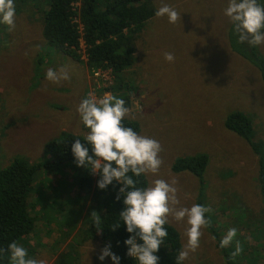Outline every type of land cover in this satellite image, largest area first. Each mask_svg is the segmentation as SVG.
I'll list each match as a JSON object with an SVG mask.
<instances>
[{"label":"rangeland","instance_id":"rangeland-1","mask_svg":"<svg viewBox=\"0 0 264 264\" xmlns=\"http://www.w3.org/2000/svg\"><path fill=\"white\" fill-rule=\"evenodd\" d=\"M14 2L15 29L9 31L0 23V169L19 157L28 163L52 161L45 150L47 142L64 132L85 135L89 130L77 112L79 103L89 93L98 98L110 93L106 88L114 80L112 72L108 74L111 77L97 80L94 69L98 67L89 68L86 63L83 41L82 60H74L46 40L43 12L49 8L48 0ZM151 2L156 10L162 3L172 5L181 13V21L170 24L167 16L156 15L148 20L135 41L136 60L122 75L123 82L134 87L126 118L137 120L139 134L158 140L163 147L159 173L147 177L150 183L157 178H176L178 207H190L197 203L200 181L193 173L174 171L172 166L180 156L207 154L205 198L217 220L227 222L220 227L222 236L235 225L237 240L248 244L242 246L240 255L249 246L245 260L263 264L264 197L259 157L247 140L225 126L231 112L249 115L254 141L264 156L261 73L230 47L232 39L238 43L234 32L230 40L232 24L224 14L228 0ZM258 2L264 4V0ZM256 50L264 59V44ZM166 51L174 54L173 62L164 59ZM61 66L67 67L70 80L56 84L46 79L49 68ZM72 175L71 165L43 167L37 173L29 199L35 229L17 243L28 249L30 257L46 259L47 264H115L110 257L99 260L106 243L85 234L91 225L93 200L91 194L84 198ZM241 218L250 227L234 223ZM169 220L180 231L184 246L186 221ZM202 232L199 248L190 252L183 264H226L211 230ZM232 243L233 252L236 242ZM233 259L235 264L246 263Z\"/></svg>","mask_w":264,"mask_h":264},{"label":"trees","instance_id":"trees-1","mask_svg":"<svg viewBox=\"0 0 264 264\" xmlns=\"http://www.w3.org/2000/svg\"><path fill=\"white\" fill-rule=\"evenodd\" d=\"M47 10L43 12V34L49 43H52L60 51L66 53L74 60H82L81 41L85 46L86 63L89 68L111 67L114 73V80L107 86L111 94L125 100L126 106H131L130 94L132 90L126 85L122 78L124 70L132 66L136 60L135 41L146 22L155 16L156 9L152 6L151 0H48ZM76 18L78 22L76 21ZM80 25L83 26L81 30ZM233 33V26L230 30ZM231 49L254 65L261 73L264 83V59L257 53V46L252 47L247 42L235 44L230 42ZM123 124L132 127L140 132V124L137 120L125 118ZM227 129L243 137L252 146L259 157V182L261 193L264 197V156L260 151L259 144L254 141V125L249 115L241 112H231L225 121ZM85 128V127H84ZM87 129V128H85ZM88 130V129H87ZM85 135H76L64 132L62 137L47 142L46 152L52 156V161L45 163H28L23 158H16L8 167L0 169V248L7 249L12 241L28 235L35 229V220L31 215L29 199L37 173L43 167L62 168L74 167V185H78L86 198L91 194L93 203L91 210H95L101 216L102 231L98 233L92 224L85 228V234L89 239H100L111 245L110 250L120 257L119 264H139V262L127 255V246L124 241L131 235L126 231V225L119 217L123 209V196L116 199L119 188L122 186L115 180L106 189H100L97 181L101 178L93 174L88 168L77 166L71 151V146L76 139H80L84 146L89 148V155H92L91 146L84 140ZM209 163L207 154L192 156H180L173 163L174 171H189L196 175L200 181V192L197 203L206 205L205 196V172ZM76 170V172H75ZM129 175H132L129 173ZM139 179L137 187H147L150 180L147 176L133 177ZM87 194H86V193ZM232 208V207H231ZM226 207H222V213ZM211 218V230L217 239V245L226 264H235L231 257L230 246L220 247V240L223 238L220 227L227 222L217 220V215L206 213ZM254 219L251 220L253 222ZM257 222V219H255ZM219 223L216 227L214 223ZM247 220L241 218L234 223L239 226L247 225ZM120 223L115 230L112 227ZM169 235L165 238L156 255L159 256L158 264H176V256L183 248L180 231L172 224H166ZM235 228V225L233 226ZM237 241L235 237L233 242ZM138 242L142 243L138 238ZM248 245L245 241L242 246ZM244 257V255H238ZM238 262L243 263L245 258L238 257ZM8 254L0 255V264H9ZM245 264H258L254 260H248ZM264 264V263H263Z\"/></svg>","mask_w":264,"mask_h":264},{"label":"clouds","instance_id":"clouds-1","mask_svg":"<svg viewBox=\"0 0 264 264\" xmlns=\"http://www.w3.org/2000/svg\"><path fill=\"white\" fill-rule=\"evenodd\" d=\"M15 13L14 0H0V23L7 25L9 31L15 29ZM224 14L233 26L237 43L247 42L252 47L264 44V4L258 0H228ZM155 15L167 16L170 24L181 21V13L167 3H162ZM163 55L168 62L175 60L172 52L166 51ZM46 79L59 84L71 77L67 67L61 66L59 69L49 68ZM130 111L125 100L114 94L107 93L98 98L89 93L82 99L77 112L84 127L89 130L84 140L91 146L92 155H89V148L80 139H76L71 146L74 162L101 177L97 181L100 189H106L114 180L122 185L116 195L117 200L123 196L124 207L119 212V217L126 225V231L131 234L124 243L129 246L127 255L139 264H158L160 258L156 253L169 235L164 227L170 223L169 217L176 222L186 221L187 242L175 258L176 264H183L189 253L199 248L202 229L211 226V218L205 214L211 213L212 209L198 203L190 207H178V181L174 177L170 180L157 178L147 187H137L140 180L133 177L149 174L155 176L159 173L163 164L160 156L163 147L158 140L141 135L123 124ZM90 218L96 231L100 233L103 229L101 216L93 210ZM119 226L120 223H117L112 229ZM237 231L236 228L228 229L220 240V247H228L237 236ZM138 238L142 243L138 242ZM110 248V243L106 244L98 259L103 261L105 257H110L115 264H119L120 257ZM242 251V245L237 240L235 251L230 255L235 258ZM3 254H8L10 264H47L46 259L30 257L28 249L16 241L10 242L7 249L0 248V255Z\"/></svg>","mask_w":264,"mask_h":264},{"label":"built area","instance_id":"built-area-1","mask_svg":"<svg viewBox=\"0 0 264 264\" xmlns=\"http://www.w3.org/2000/svg\"><path fill=\"white\" fill-rule=\"evenodd\" d=\"M76 21H77V19H76ZM110 72H112V77L114 78L115 75H114L113 69L111 67H107L106 69L98 67V68L94 69V75L97 78V80H99L100 78L111 77L110 75H108Z\"/></svg>","mask_w":264,"mask_h":264},{"label":"crops","instance_id":"crops-1","mask_svg":"<svg viewBox=\"0 0 264 264\" xmlns=\"http://www.w3.org/2000/svg\"><path fill=\"white\" fill-rule=\"evenodd\" d=\"M251 234V233H250ZM235 245V243H231L229 246L230 247H232V246H234ZM248 251H249V246H248V249L245 251V253H244V255L246 256L247 254H248ZM261 261H263L262 259H261ZM245 262H247V260H245Z\"/></svg>","mask_w":264,"mask_h":264},{"label":"flooded vegetation","instance_id":"flooded-vegetation-1","mask_svg":"<svg viewBox=\"0 0 264 264\" xmlns=\"http://www.w3.org/2000/svg\"><path fill=\"white\" fill-rule=\"evenodd\" d=\"M192 155H194V154H188V155H184V156H192Z\"/></svg>","mask_w":264,"mask_h":264}]
</instances>
